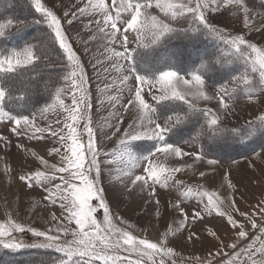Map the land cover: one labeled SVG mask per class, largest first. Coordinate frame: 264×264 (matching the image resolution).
Instances as JSON below:
<instances>
[{
  "label": "snow or ice",
  "instance_id": "obj_1",
  "mask_svg": "<svg viewBox=\"0 0 264 264\" xmlns=\"http://www.w3.org/2000/svg\"><path fill=\"white\" fill-rule=\"evenodd\" d=\"M31 2L40 19L0 20V121L10 122L11 132L18 138L45 144L52 141L44 155L24 144L17 145L38 161L34 170L25 171L18 179L29 190L44 193L33 206L48 210L52 226L41 230L9 217L0 222V246L13 250L52 249L60 254L48 264H176L179 253L171 246L176 243V234L187 228V242L200 240L201 236L189 226L203 220L202 213L226 217L230 231L237 238H247L245 222L222 210L225 198L219 192L208 191L203 185L192 187L177 179L178 173L195 171L197 162L204 161L215 171L221 161L208 158L203 145L197 152L185 151L172 137L187 128L196 135L184 140V144L205 138L244 142L264 132V112L239 128H229L224 123L236 113L241 101L264 108V45L253 42L249 35L254 31L264 36V13L257 10L256 0H81L70 11L64 10V0H54L52 6L44 0ZM259 8L264 9V0H259ZM214 14L224 19L214 20ZM241 18L243 29H234ZM80 19L87 23L77 30L78 40L72 39L68 28ZM180 21L187 26H179ZM30 24H43L47 32L20 47L9 49L3 43L10 38L11 28L22 31ZM198 36L219 41L223 45L219 55L201 59L198 66L186 72L175 63H163L159 50L169 40L194 41ZM77 42L79 50L74 46ZM50 46L60 53L58 63L63 69L55 79L49 76L44 81L50 102L27 114L14 112L10 106L22 109L23 104L14 102L34 91L44 80L42 68L52 66L48 63ZM85 54L91 57L87 63L94 70L102 67L106 74L102 83L105 92L110 93L108 120L94 123L90 77L82 58ZM157 56L160 59H155ZM237 62L241 70L225 78L221 70ZM213 72L218 78L211 75ZM67 99L70 104L65 103ZM213 101L215 108L208 106ZM49 112H60L62 117L39 124L38 116L47 120ZM114 137L117 146L105 151V142ZM0 140L5 146L11 143L6 137L0 136ZM137 149L138 154L134 151ZM262 153L264 149L256 156L264 160ZM158 154L178 162L156 163ZM185 157L192 163L184 162ZM106 170L111 184L105 182ZM3 171L11 181V167L5 165ZM206 175L199 172L201 178ZM110 186H119L117 195L121 197L147 193L144 204L152 207L153 213L149 216L144 211L146 220L139 231L114 213L108 195ZM158 187L178 191L175 202H165V210L170 207L182 217L176 227L164 222L163 231ZM227 189L233 211L259 234L236 251L235 242L226 244L216 230L206 229L218 245H213L215 252L209 251L200 264H214L221 256L227 258L219 264H244L245 260L248 264H264V222L258 224L256 220L258 215L264 217V200L251 212L241 211L235 199L238 188L231 179L227 180ZM186 200L196 201L200 210H193L189 216ZM144 204L140 207L144 208ZM54 206L59 207V216L51 211ZM98 213L102 219H97ZM153 228L156 235L150 238ZM26 233L35 241L25 243L19 234ZM224 248H230L231 253Z\"/></svg>",
  "mask_w": 264,
  "mask_h": 264
},
{
  "label": "rangeland",
  "instance_id": "obj_2",
  "mask_svg": "<svg viewBox=\"0 0 264 264\" xmlns=\"http://www.w3.org/2000/svg\"><path fill=\"white\" fill-rule=\"evenodd\" d=\"M44 2L48 6H52L54 0H44ZM110 2L111 0H109V3ZM80 4H81V0H64V10L70 11ZM21 5L27 6L28 4L25 0H10V1L0 0V12L14 10L13 12L16 13L17 10V13L21 17L18 19L27 18L28 15L25 16L22 15V13L23 14L26 13L23 11ZM256 6L258 11L264 13V9L259 8V0H256ZM57 8L58 9L60 8V4L58 2H57ZM58 14L62 15V12L58 11ZM9 17L14 19V17L8 15L5 17L4 16L0 17V20ZM223 19L224 17L222 15L214 14V20L218 21ZM257 20H259V17H257ZM86 23L87 20L85 19H80L78 21H75L74 24L68 28V31L71 33L70 38L78 40L76 36V32L78 29L82 28V25ZM29 26H31V24ZM29 26L27 28H29ZM179 26L186 27L187 25L184 21H180ZM234 29L237 30L243 29L242 18L240 19V21L234 24ZM9 31H10V35H13L17 31V29L13 27ZM244 31L248 32V30H244ZM41 32L42 31H40V33ZM252 33L255 34V37L253 38H252L253 36ZM249 35L253 42L258 43L260 45H264V36H262L260 32L252 31L249 33ZM24 43L25 42H22L17 47L22 46ZM209 43H212V40L205 36H198V38L195 39L194 41H190L188 39H183V38H175L169 40L167 44L164 46V48L160 49L159 52L163 53L164 64L175 63L184 72H186L189 69L195 67L197 64H199L201 62V59L208 58L211 55V50H210L211 44ZM74 46L77 47L78 50L80 49L79 42H77V44ZM91 46L92 45H90V47ZM222 47L223 45L220 46V48ZM217 54H219V51L217 52ZM97 55L99 56V53H97ZM82 58L86 63V68L90 77V85L92 88V105H93L91 114L94 123L103 120H108L110 119V112H111V108L109 106L110 93L105 92L102 83L105 79L106 74L103 73L102 67H97L94 70L92 64L87 63V61L91 58L89 55L85 54L83 55ZM100 58L103 59V57ZM155 59H160V57L157 56ZM241 68H239V70H241ZM234 70H235L234 67L232 69L228 66L227 68L221 70V73L225 74V78H227V75L232 74ZM97 72H100L99 76H97ZM211 75L214 78H218L217 73L213 72L211 73ZM36 97L37 98L35 99L36 101L34 103H39L44 105L50 102V98L48 95L40 94ZM28 99L29 98L27 97L24 99L26 105H28L27 103ZM65 103L70 104L71 103L70 99H67ZM241 104H243V106L237 108L236 113L224 122L227 127L239 128L241 125H245L247 121L256 119L258 116L262 114V112H264V108H262L259 104H255L254 106L253 105L248 106V104L244 103L243 101H241ZM200 106L201 107L204 106L203 101L200 102ZM208 106L215 108L216 102L213 101L209 103ZM46 115H47V120L38 116L37 121L39 124L44 125L48 121L55 120L58 117H62V113L60 112H49ZM11 127L12 124L7 120L0 121V136L6 137L7 140L11 142L10 145L5 146L4 141L0 140V222H4L7 219H9V217H11L12 219H15L19 223L32 225L40 228L41 230H46L49 226H52L50 222V216L48 210L36 208L33 206L36 201L42 200L44 193H42L40 189H36L34 191L29 190L27 187H25L24 182H21L18 179V176L20 174H23L25 171L34 170L38 166V161H35L34 158L31 157L29 153L24 152L22 149L18 148L17 145L24 144L26 148H31L33 150L38 151L40 154L44 155L45 148L50 147L52 145V141L49 140L45 144L44 142L31 141L28 140L27 138H18L15 134L11 132ZM124 127H126V123ZM82 128H83V124H81V129ZM106 131L108 130L106 129ZM185 135L187 136L185 140H189L191 136L196 135V132L192 131L191 133H189L188 129L186 128L182 133L173 135L172 139L174 142L178 143L181 147H183L185 151H190V152L199 151L201 149V145H203V151L207 154V157L219 159L221 163L216 167L225 170V172L229 174L228 175L229 178L236 177L235 174L239 167L238 165L245 162L254 163L256 159H258V157L256 156V152H260L261 149H264V132H258L250 140L246 141L249 142V144L246 145L243 142H236L230 139H220L216 141H210L207 138H205V141L202 139L188 144H184L183 143L184 140L181 139L179 141V139ZM85 139H86V135H85ZM105 143H106L105 151H109L115 148L117 146L116 137H114L111 142H105ZM134 151L137 154L139 152L138 149ZM262 155H264V153H262ZM46 158L49 157L46 156ZM51 159L52 162H56L55 157H52ZM154 159L156 160V163L159 164L175 165L173 159L170 158L168 160H165L164 157L160 154H158V159L156 158ZM233 161H237L238 163L233 164ZM200 162L206 164V162L204 161H200ZM5 165L10 166L12 169L11 181L9 180L8 175H6L3 171ZM255 166L257 167V165ZM192 175L190 176L192 177L195 176V178L198 181L191 182L190 180H187V178L182 176L181 173L177 174V179L184 180L186 185L192 187L203 185L208 191L219 192V194L225 198V204L222 210L227 213H232L235 216V218L240 219L242 222H245L246 224L245 230L249 233V235L247 238H237L234 232L230 231V225L226 223V217H221L217 213H213L212 215H204L202 213L204 217L203 220H199L196 222L195 225L189 226L191 230L197 231V234L201 236L200 240L187 242L185 239V237L188 234L187 228L176 234V238H175L176 243L171 245L175 247L177 253H179V255L176 256V264H200V262L204 261L207 258V254L209 251L215 252L216 249L213 247V245H218V241L207 234L206 229L208 228H212L213 230H216L220 238L225 239L226 244H231L235 242L237 244L236 251H239L240 248L244 247L247 243H249L253 236L259 234L257 229H252L250 224L244 221L243 218L239 217L238 213H235L233 211L232 207L228 203L229 194L222 189L220 181L213 182L212 185H209L204 179H202L199 176V173L197 174L193 173ZM218 175L220 174L218 173ZM248 178L251 180V182H248L247 185L250 186V189L256 190L255 194L253 196L250 195L249 197L248 195L237 196L235 197V199H236V206L239 207L241 211L251 212V210L255 208L256 204L259 201L264 200V179L262 180L257 179L254 177V175L252 176L250 175ZM105 182L111 184V182L107 179V170L105 171ZM117 187L119 188V186ZM109 188L112 187L110 186ZM120 191L122 192L123 189ZM108 195L114 213L128 220L129 223L136 225L137 231H139V229L143 227V224L146 220V217L143 215L144 211L146 210L149 216H151L153 213L152 207H150L147 204H144V199H146L147 193H134L132 196L136 199V201H134L135 199H130L129 198L130 196H128L127 194H124L123 197H121L118 196L117 193L115 194L112 193L111 190H108ZM178 195H179L178 191L174 188L163 189L158 187L157 189V196L161 200V212H162V220L160 221V225H162V227H160L161 231H163L164 222H166L167 224L173 227H176V225L179 223V220L182 219V217L177 213H174L172 209L170 211L169 208L168 210H165V202L163 203V201L175 202ZM141 204H144V208L140 207ZM184 204L187 205L186 210L189 212V216H191V212L193 210H200L199 207H197V202L194 200H186L184 201ZM51 211H54L57 214V216L60 215V209L58 206L52 207ZM97 219H102V214L98 213ZM256 220L257 223L260 224L264 222V217L258 215L256 217ZM153 230L155 229L153 228L150 230V238L155 237L156 235V231ZM14 235L17 234L14 233ZM19 236L21 239L25 241V243H32L36 239L34 236L28 233L19 234ZM229 236L231 237V239H226V237ZM262 239H264V237H262ZM28 248L30 249L28 250V252H26V255H21L17 259L13 258L12 256L3 255L5 257V260L2 261L0 260V264H30V262L26 261V259L28 260L29 257L32 258V256L35 255L31 253V251L34 249L32 247H28ZM224 251L231 253L232 250L230 248H224ZM197 257L200 258L199 262L197 261ZM226 258L227 257H223V256L218 257L216 262H214V264H219V261L221 259H226ZM244 264H248V262L245 260Z\"/></svg>",
  "mask_w": 264,
  "mask_h": 264
},
{
  "label": "trees",
  "instance_id": "obj_3",
  "mask_svg": "<svg viewBox=\"0 0 264 264\" xmlns=\"http://www.w3.org/2000/svg\"><path fill=\"white\" fill-rule=\"evenodd\" d=\"M10 1V0H9ZM27 2L28 5H21L23 8V11L26 14L22 15H28V19L32 20V19H40V14L38 12H36L35 7L33 6L31 0H25ZM12 11H1L0 12V17H5L8 15H11L12 17H14V19H18L21 18L19 16V14ZM24 19V18H22ZM36 29V30H35ZM43 29V30H42ZM40 31H42L40 33ZM47 29L46 26L43 24H31V26H29V28H25L22 31H16L13 35H10V38L6 41H3V43L10 49L11 47H17L19 46L22 42H26V41H33L34 42V38L35 37H39L42 34L46 33ZM208 38V37H207ZM212 40L211 44V55H219L217 54V52L219 51L220 46L222 45L219 41L213 39V38H209ZM209 42V41H208ZM210 46V45H209ZM50 50H51V55H50V59L48 61V63H50L52 66L51 67H46V68H42V75L44 77V80H42L35 88L34 91H29V94L25 96V98H29L27 100L28 105H26L25 102V98L22 101H16L14 102V104H23V108H19V107H14V106H10L12 108V110L14 112H20L23 111L24 114H27L29 110H36L38 107L42 106L43 104H39V103H34L36 100V96L40 95V94H45L48 95V93L45 91V84L44 81H46L48 79L49 76H51L53 79H55V77L59 74H62L63 69L59 66L58 61L60 60V53L58 51L55 50V48H52L50 46ZM209 50V51H210ZM171 54V53H169ZM209 58V57H208ZM205 58V59H208ZM199 64H197L196 66H198ZM195 66V67H196ZM230 67L233 69V67L235 68V70L233 71V73H235L236 71L239 70V68H241V64L239 62L231 64V65H226L225 68ZM187 138V136H182L179 141L181 139L185 140ZM205 141V139H203ZM211 141V140H210ZM245 145L248 143L246 141L243 142ZM249 144V143H248ZM30 248L26 247V248H21V249H7L4 248L2 246H0V260H5V257L3 255H8V256H12L13 258L17 259L18 257H20L21 255H26V252H28ZM34 250L31 251V253L35 256L29 257V259L26 261H29L30 264H41V262H43V264H48V262L52 259H55L56 257L59 256L58 253H56L55 251L51 250V249H44V248H33Z\"/></svg>",
  "mask_w": 264,
  "mask_h": 264
},
{
  "label": "bare ground",
  "instance_id": "obj_4",
  "mask_svg": "<svg viewBox=\"0 0 264 264\" xmlns=\"http://www.w3.org/2000/svg\"><path fill=\"white\" fill-rule=\"evenodd\" d=\"M237 23V22H236ZM181 44V43H180ZM186 46V45H185ZM179 47V46H178ZM190 48V47H189ZM193 48V47H192ZM187 52V51H186ZM191 55V54H190ZM183 59V58H182ZM190 60V59H188ZM243 106V104L240 105V107ZM249 106V105H248ZM254 106V105H253ZM239 108V107H238ZM253 109V107H252ZM251 109V110H252ZM246 110V109H245ZM246 113V112H245ZM249 113V112H248ZM244 117V116H243ZM249 143V142H248ZM247 143V144H248ZM233 144V143H232ZM253 144V143H251ZM235 147V146H233ZM232 149V148H231ZM185 159V158H184ZM244 160V159H243ZM177 161V160H176ZM178 162V161H177ZM176 162V163H177ZM185 162V160H184ZM244 162V161H243ZM175 163V164H176ZM191 163H192V160H191ZM202 164V165H200ZM257 165V167L255 166ZM237 166V165H236ZM238 169H237V172H236V177L235 178H232V177H228V176H225V170L223 169H220V168H217L215 166V171L212 170L213 166H209L205 163H201V162H197L196 165L194 166L196 169H197V172H200V171H204L206 172V177L205 178H202L204 179L209 185H212L213 182H217V181H220L221 182V187L223 190H225L228 194H229V191L227 189V180L228 179H231L232 182L234 184L237 185V188H238V191L236 192L235 194V197L237 196H243V195H248V197L251 195L253 196L256 192L255 189H250V186L247 185L248 182H251V180L248 178L250 175H254L255 178L257 179H264V160H261L260 158L256 159V161L253 163V162H245V163H242L240 165H238ZM218 173L220 175H218ZM118 188V187H117ZM117 188H109V190H111L112 193H117ZM122 190V189H120ZM119 190V191H120ZM110 192V191H109ZM113 195V194H112ZM119 196V195H118ZM127 196V195H126ZM117 197V196H116ZM133 197V196H132ZM131 196L129 197L130 199H135L134 197L132 198ZM125 199V198H124ZM127 199V198H126ZM136 201V199L134 200ZM124 202V201H123ZM122 202V203H123ZM166 202V201H163V203ZM169 208V211L171 210L170 207ZM167 208V210H168ZM178 214V213H177ZM160 227H162V225H160ZM155 231V230H153ZM184 240V239H183ZM207 240V239H206ZM209 243V242H208ZM210 244V243H209ZM211 246V245H210ZM204 249V248H203ZM210 249V248H209Z\"/></svg>",
  "mask_w": 264,
  "mask_h": 264
},
{
  "label": "crops",
  "instance_id": "obj_5",
  "mask_svg": "<svg viewBox=\"0 0 264 264\" xmlns=\"http://www.w3.org/2000/svg\"><path fill=\"white\" fill-rule=\"evenodd\" d=\"M253 34V33H252ZM253 37H255V34H253V36H252V38ZM185 162L186 163H191V159L190 158H188V157H185ZM173 162L174 163H176L177 161H176V159H173ZM195 171H197V169L195 168ZM197 174V173H199V172H194L193 170H186L185 172H183V173H181V175L182 176H184L185 178H187V180H190L191 182H193V181H198L196 178H195V176L194 177H192L193 175L192 174ZM190 175H192V176H190ZM186 180V179H185ZM179 215V214H178Z\"/></svg>",
  "mask_w": 264,
  "mask_h": 264
}]
</instances>
